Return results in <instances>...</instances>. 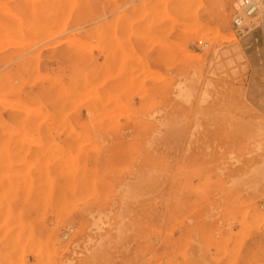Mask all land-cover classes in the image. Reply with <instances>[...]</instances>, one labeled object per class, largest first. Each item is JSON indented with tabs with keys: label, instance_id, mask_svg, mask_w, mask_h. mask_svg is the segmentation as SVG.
Wrapping results in <instances>:
<instances>
[{
	"label": "rangeland",
	"instance_id": "374dc122",
	"mask_svg": "<svg viewBox=\"0 0 264 264\" xmlns=\"http://www.w3.org/2000/svg\"><path fill=\"white\" fill-rule=\"evenodd\" d=\"M254 1L0 0V264H264Z\"/></svg>",
	"mask_w": 264,
	"mask_h": 264
},
{
	"label": "built area",
	"instance_id": "2783aa9c",
	"mask_svg": "<svg viewBox=\"0 0 264 264\" xmlns=\"http://www.w3.org/2000/svg\"><path fill=\"white\" fill-rule=\"evenodd\" d=\"M242 13L237 14L233 19V27L238 36H245L249 32V25L247 24V19L255 15L258 11V3L254 0H242L241 2ZM203 46H206V43L202 41L199 42Z\"/></svg>",
	"mask_w": 264,
	"mask_h": 264
},
{
	"label": "bare ground",
	"instance_id": "6f19581e",
	"mask_svg": "<svg viewBox=\"0 0 264 264\" xmlns=\"http://www.w3.org/2000/svg\"><path fill=\"white\" fill-rule=\"evenodd\" d=\"M241 2H242V0H239V2L238 3H233V4H235V6H237V8L239 7V8H241ZM228 5V4H227ZM259 6V5H258ZM227 18V20H229V18H228V16L226 17ZM260 166H262L261 168H263L262 170L263 171H261L260 169V167H259V170L261 171V172H258L259 174L261 173H264V163H262Z\"/></svg>",
	"mask_w": 264,
	"mask_h": 264
}]
</instances>
